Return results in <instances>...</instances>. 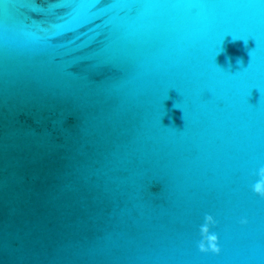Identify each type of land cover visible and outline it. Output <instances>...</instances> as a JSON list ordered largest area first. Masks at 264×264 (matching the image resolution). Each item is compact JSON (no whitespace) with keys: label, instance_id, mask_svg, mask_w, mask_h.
<instances>
[{"label":"water","instance_id":"1","mask_svg":"<svg viewBox=\"0 0 264 264\" xmlns=\"http://www.w3.org/2000/svg\"><path fill=\"white\" fill-rule=\"evenodd\" d=\"M98 3L75 44L0 15V264H264V4Z\"/></svg>","mask_w":264,"mask_h":264},{"label":"snow or ice","instance_id":"2","mask_svg":"<svg viewBox=\"0 0 264 264\" xmlns=\"http://www.w3.org/2000/svg\"><path fill=\"white\" fill-rule=\"evenodd\" d=\"M134 3V0H117V3ZM255 2V0H253ZM259 3L264 4V0H258ZM99 7L98 0H44V2H40V0H0V15H10L12 10H17L20 14L28 13L29 15L32 13H39L40 19L38 21H34L30 24H25V27L29 30L35 28L44 33H50L48 37L49 40H53L55 38L64 37L67 38L68 43L75 44L76 41L80 40L81 37L77 35L80 32V29L83 27H70L67 26L70 20H74L75 17L78 15V10L85 7ZM27 19V17H25ZM231 34L234 39L242 38L247 42L249 39L255 41V46L252 47L249 51V60L247 65L253 60L254 53L259 48V43L254 35L252 34H237L234 30L231 29H224L220 30L216 36L214 37L213 42V55L209 61V70L213 73L221 76H225L228 78L235 77L239 73L243 71V68L246 66L241 67L237 71H228L224 68L220 67L215 63V56L218 55L222 49V43L225 35ZM91 47V44L88 43L84 45L83 48H78L77 52L85 53L87 49ZM170 89H176L181 97L182 100L175 105V107L183 109V105L185 104V96L182 94L180 89L176 86H169L165 89H162L160 92V99L161 101L168 98V92ZM257 90L259 92V97L255 103L251 102V97L253 94V90ZM243 102L249 106L255 107L261 103V95L260 89L257 88L254 84H250L246 91L243 94ZM253 163V176H257L259 170L264 168V159L253 156L252 158ZM256 184L255 182L252 186ZM257 194L256 192H253ZM260 195V194H259ZM264 196V195H261ZM201 252V251H200ZM207 253V252H201ZM218 254V253H216Z\"/></svg>","mask_w":264,"mask_h":264},{"label":"clouds","instance_id":"3","mask_svg":"<svg viewBox=\"0 0 264 264\" xmlns=\"http://www.w3.org/2000/svg\"><path fill=\"white\" fill-rule=\"evenodd\" d=\"M258 174L264 177V168H261ZM252 191L264 195V178L252 186ZM205 221V224L201 226V234L203 238L201 239L198 248L201 252L211 251L213 253H219L220 247L217 236L215 233L209 234L207 228L208 223L213 222V218L211 216H206Z\"/></svg>","mask_w":264,"mask_h":264}]
</instances>
